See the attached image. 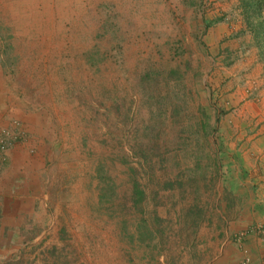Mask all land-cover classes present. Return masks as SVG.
Segmentation results:
<instances>
[{
  "label": "rangeland",
  "instance_id": "1",
  "mask_svg": "<svg viewBox=\"0 0 264 264\" xmlns=\"http://www.w3.org/2000/svg\"><path fill=\"white\" fill-rule=\"evenodd\" d=\"M259 29L264 0H0V264H215L263 233Z\"/></svg>",
  "mask_w": 264,
  "mask_h": 264
},
{
  "label": "crops",
  "instance_id": "2",
  "mask_svg": "<svg viewBox=\"0 0 264 264\" xmlns=\"http://www.w3.org/2000/svg\"><path fill=\"white\" fill-rule=\"evenodd\" d=\"M217 28L223 30L224 27L218 26ZM240 32H243V30ZM248 79H251V77L248 76L247 80ZM251 80H248V84ZM245 85L247 84L245 83ZM1 126L2 125H0V127ZM3 164L4 163H0V236H6L4 241H7L9 239V232L4 230L9 227V214L6 203H9L10 197H20L23 196L25 192L24 189L22 191L14 185L16 177L13 171L16 167H14L15 165L13 163V157H11V152L8 151L6 154V163ZM257 198L255 205H253L254 212L252 216H246L244 222L248 225L255 224L256 227H261L263 233L259 235L252 234L236 241L234 239V243L228 246L216 258L215 264H242L245 259L248 260V264H264V192L258 194Z\"/></svg>",
  "mask_w": 264,
  "mask_h": 264
},
{
  "label": "built area",
  "instance_id": "3",
  "mask_svg": "<svg viewBox=\"0 0 264 264\" xmlns=\"http://www.w3.org/2000/svg\"><path fill=\"white\" fill-rule=\"evenodd\" d=\"M15 138H16V134L14 133V131L4 130L0 132V163L4 161L6 151L9 148L10 143L13 142ZM242 264H248V260L245 259Z\"/></svg>",
  "mask_w": 264,
  "mask_h": 264
},
{
  "label": "trees",
  "instance_id": "4",
  "mask_svg": "<svg viewBox=\"0 0 264 264\" xmlns=\"http://www.w3.org/2000/svg\"><path fill=\"white\" fill-rule=\"evenodd\" d=\"M263 31L261 29L257 30L254 35V39L257 45L261 46L263 44L264 48V35Z\"/></svg>",
  "mask_w": 264,
  "mask_h": 264
}]
</instances>
